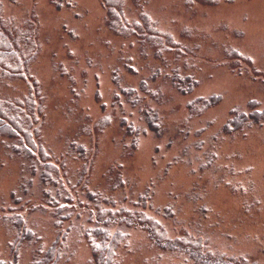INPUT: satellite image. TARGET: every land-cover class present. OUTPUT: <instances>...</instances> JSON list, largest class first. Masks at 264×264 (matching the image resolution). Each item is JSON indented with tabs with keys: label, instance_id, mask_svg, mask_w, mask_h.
<instances>
[{
	"label": "rangeland",
	"instance_id": "obj_1",
	"mask_svg": "<svg viewBox=\"0 0 264 264\" xmlns=\"http://www.w3.org/2000/svg\"><path fill=\"white\" fill-rule=\"evenodd\" d=\"M122 1L127 21L146 16L172 48L154 57L134 37L108 30L102 0H55L58 8L53 0H0L4 19L35 25L28 74L41 90L50 161L71 141L91 154L74 215L55 223L37 174L11 139L0 138V263L32 264L34 252L39 258L57 245L56 264H102L97 207L104 206L116 219L108 237L120 235L107 264H194L186 250L196 239L264 264V116L227 127L249 109L264 115V0ZM174 75L189 76L191 91L179 93L187 85ZM1 76L0 98L26 91L21 80ZM141 80L149 91L143 102L159 114L154 126L129 111L119 91ZM204 100L215 103L205 109ZM121 110L140 128L130 137ZM68 160L72 184L78 163ZM18 216L35 242L15 246L20 227L9 218Z\"/></svg>",
	"mask_w": 264,
	"mask_h": 264
},
{
	"label": "trees",
	"instance_id": "obj_2",
	"mask_svg": "<svg viewBox=\"0 0 264 264\" xmlns=\"http://www.w3.org/2000/svg\"><path fill=\"white\" fill-rule=\"evenodd\" d=\"M53 4L56 8L59 7L58 3H55V0H53ZM102 6L105 10V21L108 30L114 31V33L122 37H134L139 42V46L141 43V45H143L142 47H145L144 49L152 50V55L154 57H158L161 53L172 48L173 43L170 38L159 33L146 16H140V20L138 21H127L123 14L122 0H102ZM30 25L31 26L28 25L27 28H23L4 19L1 14L0 6L1 78H8L11 79V81L21 80L26 86V91L19 97L0 98V138L11 139L12 142H10L11 144H9V146L13 153L28 161L29 169L37 174V180L43 187L41 191L43 192V202L46 206L49 205V209L51 208V215L55 223H59L74 215L76 208L75 202L77 201L74 197L76 194L75 187L78 186L77 190H83V184L81 185L80 183L85 182V180H83V175L87 172L85 167L91 160V154L83 144L71 141L67 143L65 152L61 156H58L56 162L50 161L53 156L45 149L41 141V127L44 118V104L41 90L38 83L28 74V66H30L35 58V50L37 47L35 25L34 23ZM188 77L189 76L184 77L187 88L185 90L179 88L182 91L179 93L183 95L190 92L194 85L192 81H189L190 77ZM170 78L175 84L176 82L182 84L184 82L183 80L179 82L177 75ZM119 91H122V96L125 98V103L129 106V111L134 109L138 118H142L145 124L147 123L148 126H154L155 123L158 122L159 114L154 112L151 108L149 109L141 97V94L149 92L144 80L140 81L137 89L132 88L127 90L126 88H120ZM151 94L152 96L156 95V92H152ZM214 100L216 99L214 98ZM214 100H212V102L204 100V108L206 109L213 105L215 103ZM115 101L114 103L118 104L117 100ZM198 101H201V99ZM192 102L193 100L188 101L187 105H191ZM263 116V111L259 112L256 109H249L247 113L240 112L234 114L233 118L228 121L227 127L230 130H236L246 125L247 122L252 124L258 123ZM118 122L124 134L129 137V132L135 133L140 129L135 126L131 120L127 119L122 110ZM98 128L100 130V125ZM81 131L83 132L82 129ZM67 159H69L68 161H75L78 163L76 169L78 173H76L75 180L73 179L74 181L72 184L69 183L68 177H66ZM27 183L29 184L30 181ZM20 188H24V184L21 185ZM71 188L73 189L72 193L70 192ZM87 196H89L88 193ZM143 197L146 202L148 199L147 195L145 194ZM89 198H91L90 200L94 199L90 196ZM104 202L111 203L106 199H104ZM103 207H97V220L104 228L100 229L101 236H99V240H101L100 247L102 246V248L101 251L98 252V256L99 259H101L104 255V260H101V263L104 264L106 262L107 264L109 263L108 261H110L109 257H111L110 254H112L111 250H113L111 245L119 240L120 235L118 231H116L111 237H108L107 228L110 227L112 222H115L116 219L111 211H105L106 208ZM133 211L138 213V217H143L139 210ZM129 215L132 216L129 219H132L133 214L129 213ZM13 218L14 217L9 218L12 226L13 222H16V227H20L15 246L25 241H30V243L35 242V237H33L31 231L25 230V227H23V218L18 216L16 221H13ZM88 219H90V216ZM119 222L120 221H117L116 223ZM156 240L158 241L157 238ZM189 248L190 249L186 250V253L189 255L190 259L194 261V264H257V262L251 260L244 254H227L225 252L212 251L207 247L205 241L199 239L193 240ZM59 250V246L53 245L48 252L44 253L39 258L37 257L38 252H34L32 264H56Z\"/></svg>",
	"mask_w": 264,
	"mask_h": 264
}]
</instances>
